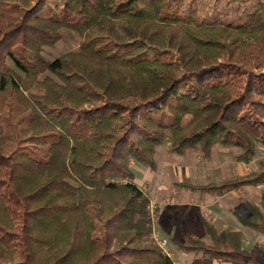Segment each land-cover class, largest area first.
I'll return each instance as SVG.
<instances>
[{"label":"trees","instance_id":"trees-1","mask_svg":"<svg viewBox=\"0 0 264 264\" xmlns=\"http://www.w3.org/2000/svg\"><path fill=\"white\" fill-rule=\"evenodd\" d=\"M48 1L0 0V264H175L153 243L150 199L128 161L154 170L166 138L179 155L236 147L244 163L264 147V2L223 24L195 23L179 0H59L55 14L37 15ZM8 6L21 9L17 19ZM63 28L82 37L78 48L46 59ZM150 46L162 56H142ZM15 138L50 140L48 157L12 154ZM176 185L216 195L264 185V160ZM247 209L239 221L264 235V212ZM177 245L261 264L227 240Z\"/></svg>","mask_w":264,"mask_h":264},{"label":"rangeland","instance_id":"rangeland-1","mask_svg":"<svg viewBox=\"0 0 264 264\" xmlns=\"http://www.w3.org/2000/svg\"><path fill=\"white\" fill-rule=\"evenodd\" d=\"M147 0H137L143 5ZM264 0H179V11L195 23H242L250 11ZM59 0L48 1L36 14L49 16L56 13ZM21 9L10 6L5 9L10 19H17ZM82 37L70 29H61V38L53 45L42 49V55L52 60L55 57L76 50ZM142 56L160 57V50L147 47ZM10 66H13L9 62ZM12 136V133H11ZM17 143L11 139L10 149L17 155L27 152L38 159L48 157V145ZM236 147L215 146L208 156L199 149H189L179 155L170 150V141L165 139L155 154L156 168L150 170L133 160H129L134 172L135 183L149 197L148 209L151 215L153 243L164 249L175 264H232L219 259H211L200 253L185 252L178 247L186 237L191 236L206 243L229 241L236 249L252 254L264 264V235L243 225L238 216H248L247 203L260 207L264 185L247 186L216 195L190 191L178 187L177 182L193 183L217 182L222 179L242 175L254 170L260 160H264V147L258 146L255 157L249 162L237 161ZM97 224L95 235L101 234V221L94 215Z\"/></svg>","mask_w":264,"mask_h":264}]
</instances>
